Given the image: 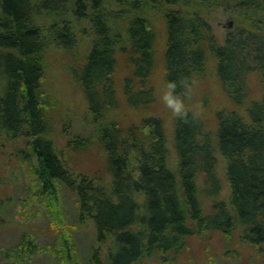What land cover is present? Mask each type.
Masks as SVG:
<instances>
[{"label":"trees","instance_id":"1","mask_svg":"<svg viewBox=\"0 0 264 264\" xmlns=\"http://www.w3.org/2000/svg\"><path fill=\"white\" fill-rule=\"evenodd\" d=\"M216 5L242 19L222 43L205 18ZM152 12L166 31L165 81L175 79L184 99L194 77L204 72L207 54L236 105L244 102L250 71L256 70L264 85V0H0V140H23L27 149L15 147V154L35 156L40 195L55 200L59 186L76 195L78 218L91 219L97 243L112 244L105 254L108 264L169 255L186 237L204 230L230 233L241 227L242 239L264 246V93L247 105V119L217 110L215 138L193 109L186 117L175 115L174 167L160 116L146 114L127 126L110 116L119 106L118 55L130 67L122 80L127 104L139 109L153 100L148 83L155 65ZM81 20L89 25L81 32L93 36L75 77L94 133L76 135L68 147L84 149L94 138L108 184L82 173L73 176L50 137L49 116L57 100L43 87L45 51L53 44L73 53L79 43L75 24ZM218 156L229 186L227 203L218 199ZM136 194L142 195L141 203ZM201 196L210 200L209 212L202 209ZM97 257L93 250L88 260Z\"/></svg>","mask_w":264,"mask_h":264},{"label":"rangeland","instance_id":"2","mask_svg":"<svg viewBox=\"0 0 264 264\" xmlns=\"http://www.w3.org/2000/svg\"><path fill=\"white\" fill-rule=\"evenodd\" d=\"M205 18L211 24L219 43L242 21L232 13L231 8L224 5L210 7ZM150 21L155 30V65L148 80L153 88V100L139 109L127 104L122 80L129 75L130 67L118 55L114 81L119 106L110 116L122 126L137 123L146 114L160 116L166 135L168 162L174 167L175 114L164 103L161 95L166 84L163 69L166 31L163 21L155 12L151 13ZM243 22L248 24L246 20ZM87 28L89 25L86 20L76 21L79 43L73 53L53 44L47 47L43 87L45 91L53 93L57 100V106H54L49 116L52 122L50 137L64 165L75 177L82 173L108 184L110 178L104 168L103 152L94 138L91 140L92 144L84 149L74 150L68 147L76 135L87 136L94 133L93 124L86 122L87 103L75 77V69L92 42L93 35L89 31L81 32ZM245 90L246 96L242 104L236 105L231 101L216 76L214 60L207 54L204 72L194 77L188 97L184 100L186 107L199 115L204 129L215 138L217 110L235 111L247 119V105L263 95L264 85L256 70L247 74ZM18 146L27 149L23 140L4 144L0 140V264H108L105 254L112 244L97 243L91 219L78 218L76 195L62 186H59L58 198L55 200L51 197L49 199L47 195H40V186L34 173L35 156H17L14 150ZM217 175L221 184L218 199L227 203L229 186L225 178L224 160L220 156ZM135 197L141 203L142 195L136 194ZM200 200L202 209L209 212L210 200L203 196ZM28 246L31 248L28 249ZM93 250L99 257L89 262L88 258ZM133 264H264V246L242 239L241 227H236L230 233L204 230L186 237L174 253L162 256L153 253L151 256L141 257Z\"/></svg>","mask_w":264,"mask_h":264},{"label":"clouds","instance_id":"3","mask_svg":"<svg viewBox=\"0 0 264 264\" xmlns=\"http://www.w3.org/2000/svg\"><path fill=\"white\" fill-rule=\"evenodd\" d=\"M181 84H184L187 88V84L181 80ZM178 83L175 79L166 80L164 90L162 92V99L164 103L172 110V112L178 117H186L188 115V108L186 107L184 95L177 91Z\"/></svg>","mask_w":264,"mask_h":264}]
</instances>
